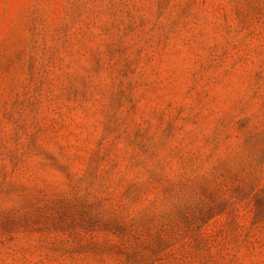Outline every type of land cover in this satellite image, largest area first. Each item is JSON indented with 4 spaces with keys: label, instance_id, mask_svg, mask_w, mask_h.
<instances>
[{
    "label": "rangeland",
    "instance_id": "obj_1",
    "mask_svg": "<svg viewBox=\"0 0 264 264\" xmlns=\"http://www.w3.org/2000/svg\"><path fill=\"white\" fill-rule=\"evenodd\" d=\"M0 264H264V0H0Z\"/></svg>",
    "mask_w": 264,
    "mask_h": 264
}]
</instances>
